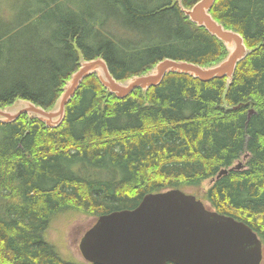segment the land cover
Segmentation results:
<instances>
[{"label": "trees", "instance_id": "obj_1", "mask_svg": "<svg viewBox=\"0 0 264 264\" xmlns=\"http://www.w3.org/2000/svg\"><path fill=\"white\" fill-rule=\"evenodd\" d=\"M140 1L24 0L31 14L14 23L0 6V108L17 99L51 108L80 58L101 57L122 81L163 58L209 66L226 55L177 3ZM210 13L252 50L227 90L225 77L172 72L118 98L89 74L60 126L24 114L0 123V264H91L64 253L63 239L48 237L50 226L134 208L144 194L174 188L243 221L264 247V0H216ZM22 35L34 44L13 71ZM239 161V170L216 178Z\"/></svg>", "mask_w": 264, "mask_h": 264}, {"label": "water", "instance_id": "obj_2", "mask_svg": "<svg viewBox=\"0 0 264 264\" xmlns=\"http://www.w3.org/2000/svg\"><path fill=\"white\" fill-rule=\"evenodd\" d=\"M216 0H199L183 12L198 26L220 39L227 55L212 66L163 58L149 71L125 81L116 80L105 61L80 58V67L70 76L53 109L47 111L28 101L0 109V122H12L26 114L59 123L65 105L83 79L96 74L109 93L125 97L136 89L157 86L168 73L178 72L200 80L225 77L230 83L238 61L247 55L242 37L224 29L210 14ZM15 106H18L17 109ZM82 257L93 264H260L262 244L243 221L210 211L200 199L179 189L147 193L134 208L101 214L79 241Z\"/></svg>", "mask_w": 264, "mask_h": 264}, {"label": "rangeland", "instance_id": "obj_3", "mask_svg": "<svg viewBox=\"0 0 264 264\" xmlns=\"http://www.w3.org/2000/svg\"><path fill=\"white\" fill-rule=\"evenodd\" d=\"M6 1H9V0H6ZM135 1H137V0H135ZM16 2H17V0H12L10 5L7 2L0 4V6L2 8L1 11L3 12V14H5L7 17H9V20L11 23H14L15 20H18V22L22 21V20L26 19V17L31 14L30 13V7L24 3V0H20L18 3V6L16 8V11L15 10L13 11L14 7L12 8V6H13L12 4H15ZM138 2L140 3L141 1L138 0ZM147 2H148L147 0H142L141 4L145 5V4H147ZM154 3H158V1H156ZM157 23H155V24H157ZM40 26H42V24H40ZM163 26H165V25H163ZM112 28H114L113 25H112ZM30 29H31L30 26H26L23 28V30L26 33H28ZM159 30L162 32L164 31V29H159ZM144 34L145 33L143 32L141 35L143 37H147V38L149 37V36H146ZM14 42H16V41H14ZM33 44L34 43L32 42V39L28 40V38L23 37V35L21 36V38L19 40H17L16 43H14L13 46H20L22 49L18 51L19 57L17 59V63L15 64L13 61L11 63V69L13 71H15V69L19 68V65L24 60L23 55L26 52L31 54V51H32L31 49H32ZM35 47H36V45H35ZM25 74L28 75L30 73H27V72L23 73L21 71H18L16 73L15 77H19V76L24 77ZM10 107L13 108L14 106L10 105ZM15 107L17 109L19 108L18 106H15ZM91 219L92 218L86 217L84 215H78L76 217H73L72 220H69V221H64L62 223H59V222L53 223L50 226V229L48 231V237L52 241H58L60 239H63L64 247H62V251H64V253L70 251V252L74 253V255L76 257H78V254L76 253L77 252L76 251L77 240L81 236V233L83 232V230L89 225ZM262 264H264V258L262 260Z\"/></svg>", "mask_w": 264, "mask_h": 264}, {"label": "bare ground", "instance_id": "obj_4", "mask_svg": "<svg viewBox=\"0 0 264 264\" xmlns=\"http://www.w3.org/2000/svg\"><path fill=\"white\" fill-rule=\"evenodd\" d=\"M214 19V18H213ZM215 20V19H214ZM215 22L217 23V24H219V25H221V26H223L222 24H220L219 22H217L216 20H215ZM199 27H204V26H199ZM206 30H207V28L206 27H204ZM223 28L224 29H226L224 26H223ZM229 30V29H228ZM208 31V30H207ZM209 32V31H208ZM210 33V32H209ZM211 35H213L212 33H210ZM239 34V33H238ZM240 35V34H239ZM214 36V35H213ZM241 36V35H240ZM242 37V36H241ZM242 40H243V37H242ZM243 43H244V40H243ZM264 44V43H263ZM244 46H245V49H246V51H247V55L249 54V53H251L252 52V50H250V49H248L247 47H246V45L244 44ZM226 55H227V49H226ZM225 55V56H226ZM246 57V54L244 55V57H242L238 62H240L241 60H243L244 58ZM212 65H214V64H212ZM212 65H209V66H212ZM237 66V65H236ZM235 69V68H234ZM235 71V70H234ZM169 74V73H168ZM167 75V74H166ZM212 79H214V78H212ZM200 80V79H199ZM211 80V79H210ZM201 81H209V80H201ZM232 82V81H231ZM230 82V83H231ZM230 83H227L226 84V90H227V88L229 87V85H230ZM63 92H64V88H62V92H61V94L59 95V97L55 100V103H54V105L51 107V108H49V109H45V108H43V107H41L40 105H37V104H35V103H33V102H31L32 104H34L35 106H38V107H40V108H42V109H44V110H46V112L47 111H50L51 109H53L54 107H55V105L58 103V101H59V98L61 97V95L63 94ZM127 96V95H126ZM74 97V96H73ZM72 97V98H73ZM117 97V96H116ZM71 98V99H72ZM118 98H121V97H118ZM70 99V100H71ZM69 100V101H70ZM68 104V103H67ZM66 104V105H67ZM66 105H65V107H66ZM241 104L239 103V104H237L236 106H233L232 108L233 109H236V108H238L239 106H240ZM225 106H226V104H225ZM254 113V109H249L248 110V113H247V121L249 120V118H250V116L252 115ZM25 115V114H24ZM21 116V115H20ZM19 116V117H20ZM28 116V115H27ZM28 117H30V116H28ZM64 117H65V114H64ZM29 119H32V117L31 118H29ZM36 119H38L39 121H41V122H43L45 125H46V127L48 126L49 128H53V127H58V126H60V124L63 122V120H64V118H63V120L60 122V124L59 123H56V122H49V123H45L44 121H42V120H40L39 118H36ZM0 123H2V124H7V122H0ZM245 151V150H244ZM247 151V150H246ZM242 165H243V162L242 161H239V162H237V163H235V164H233L230 168H228V169H220L219 170V172L217 173V175H216V178H219L220 176H222V175H225V174H227L228 173V171H231V170H239L241 167H242ZM111 177V176H110ZM113 177V176H112Z\"/></svg>", "mask_w": 264, "mask_h": 264}]
</instances>
